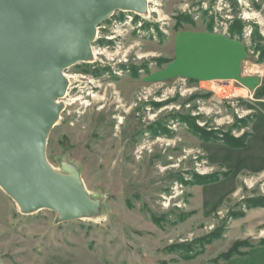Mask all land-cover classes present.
<instances>
[{"label": "rangeland", "instance_id": "obj_1", "mask_svg": "<svg viewBox=\"0 0 264 264\" xmlns=\"http://www.w3.org/2000/svg\"><path fill=\"white\" fill-rule=\"evenodd\" d=\"M96 28L91 49L102 54L65 70L76 78L44 158L55 173L75 171L101 202L100 220L23 213L0 187L2 263L222 264L236 241L248 243L236 248L245 255L263 246L264 163H253L251 149L202 141L194 129L251 135L264 75L230 84L155 73L180 31L240 42L248 73H259L264 0H153L142 12L116 10ZM218 85L230 92L216 94Z\"/></svg>", "mask_w": 264, "mask_h": 264}, {"label": "water", "instance_id": "obj_2", "mask_svg": "<svg viewBox=\"0 0 264 264\" xmlns=\"http://www.w3.org/2000/svg\"><path fill=\"white\" fill-rule=\"evenodd\" d=\"M145 6V0H0V187L23 213L50 209L72 220L94 209L78 181L47 165L45 139L60 112L64 71L90 58L96 27L116 10Z\"/></svg>", "mask_w": 264, "mask_h": 264}, {"label": "crops", "instance_id": "obj_3", "mask_svg": "<svg viewBox=\"0 0 264 264\" xmlns=\"http://www.w3.org/2000/svg\"><path fill=\"white\" fill-rule=\"evenodd\" d=\"M163 54L170 56L171 60L155 73V76L161 79L184 77L201 82L222 81L234 84L242 83L244 80L254 82L252 79L264 75V69L259 73L255 70L251 74L248 73V62L243 61L245 56L243 44L205 31L176 33L171 44L170 55L166 52ZM220 87L221 85L215 86L216 94L220 93ZM227 88L229 90L230 86ZM258 109L259 113L254 115L251 123L252 133L246 146L235 150V153L251 149L256 153L252 159L253 163L257 161L256 166H262L264 163V129L258 131L256 127L264 122V105H259ZM222 264H264V245L250 248L245 256H233L223 261Z\"/></svg>", "mask_w": 264, "mask_h": 264}, {"label": "trees", "instance_id": "obj_4", "mask_svg": "<svg viewBox=\"0 0 264 264\" xmlns=\"http://www.w3.org/2000/svg\"><path fill=\"white\" fill-rule=\"evenodd\" d=\"M257 96H264V89L262 90V92ZM194 135L196 137H198L200 140L202 141H210V142H219L222 144H225L226 146L230 147V148H243L246 146L247 144V140L250 137V134H244L242 137H232L231 135L228 134H222L220 136L217 135V132H204L202 130H200V128L195 127L194 129ZM246 242L243 241H236L233 246L224 254H222V258L224 261H227L229 259H231L233 256H244L245 253L237 251L236 248H238L239 246H243L245 245V247H247ZM261 244H264V242L261 241ZM249 247V246H248Z\"/></svg>", "mask_w": 264, "mask_h": 264}, {"label": "bare ground", "instance_id": "obj_5", "mask_svg": "<svg viewBox=\"0 0 264 264\" xmlns=\"http://www.w3.org/2000/svg\"><path fill=\"white\" fill-rule=\"evenodd\" d=\"M150 1L153 2V0H145L146 7H149L148 3ZM152 5H156V4H152ZM152 5H150V6H152ZM153 11H156V9H153ZM100 53L102 54V52H100V51H94V49L93 50L91 49L90 58L88 60H86V61L95 59V56H97ZM63 75H64V77L66 79L67 86H66V89H65V92L63 93V95L59 99H57V102H56L59 105L60 109L65 105L61 99H63L67 95L68 86L70 84L69 80H71V79L73 80L74 78H76L75 76L67 75L66 73H64ZM227 89H228L227 86H221L220 93L224 94V95H227L230 92ZM78 100H80L79 97H76V98H74L72 100L71 103H74L75 101H78ZM58 120H59V116H58V118L55 119V122H57ZM64 169L66 170V172H64L65 174H60V173H57V172H56V174L61 175L62 177L66 178V179L76 181V173H75V171L72 170L71 168L67 167V166H64ZM88 198H89V200H91L92 204L94 205V209L91 212L86 213V214H84V215H82L80 217L83 218V219L92 220V221L93 220L94 221L95 220H100V217H101V205L100 204H101V202H97V200L94 197H92L91 195H88ZM17 207H18V205H17ZM18 209H19V207H18ZM39 209H41V208H39ZM19 211L22 212L20 209H19ZM57 214L61 218V215L59 213H57Z\"/></svg>", "mask_w": 264, "mask_h": 264}, {"label": "built area", "instance_id": "obj_6", "mask_svg": "<svg viewBox=\"0 0 264 264\" xmlns=\"http://www.w3.org/2000/svg\"><path fill=\"white\" fill-rule=\"evenodd\" d=\"M149 3H151V1ZM149 3H148V5H149ZM64 73H65V71H64ZM68 89H69V86H68Z\"/></svg>", "mask_w": 264, "mask_h": 264}]
</instances>
